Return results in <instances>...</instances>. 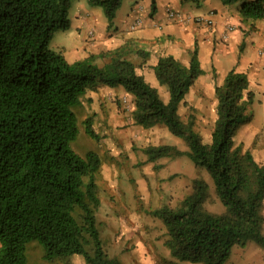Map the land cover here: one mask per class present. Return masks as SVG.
<instances>
[{
  "label": "trees",
  "instance_id": "1",
  "mask_svg": "<svg viewBox=\"0 0 264 264\" xmlns=\"http://www.w3.org/2000/svg\"><path fill=\"white\" fill-rule=\"evenodd\" d=\"M123 0H89L111 21ZM238 4L243 18H263L264 0H222ZM72 0H0V264H27V245L36 240L48 260L81 255L87 264H127L110 255L101 235L96 172L101 158L85 155L72 142L80 128L75 107L90 87L123 85L133 97L131 117L150 127L166 124L189 149L163 143L144 148L147 160L187 153L213 177L222 212L205 206L210 185L203 177L176 205L149 213L166 227L165 246L178 261L225 264L236 245L264 247V159L236 143L237 126L255 99L246 71L232 68L215 86L217 116L211 140L196 130V114L184 120L179 105L204 72L197 50L189 64L162 54L153 66L169 100L129 58L128 43L70 61L50 48L58 29L71 24ZM155 0H153V9ZM138 50L144 56L149 51ZM98 58L108 60L100 64ZM87 131L97 136L90 118Z\"/></svg>",
  "mask_w": 264,
  "mask_h": 264
},
{
  "label": "rangeland",
  "instance_id": "2",
  "mask_svg": "<svg viewBox=\"0 0 264 264\" xmlns=\"http://www.w3.org/2000/svg\"><path fill=\"white\" fill-rule=\"evenodd\" d=\"M195 1L190 0L191 3L197 4ZM215 2L223 3L222 0ZM92 6L94 5L90 4L89 0H72L70 18L73 22L68 28L55 31L49 44L50 48L64 53L72 61L74 58L69 54L70 45L80 36H85V33L82 34L74 24L78 20L77 14L80 10ZM261 24L264 35V21ZM64 46L67 48L64 49ZM259 50L261 67L250 65L248 69L250 87L255 93V99L249 105L244 120L237 126L234 139L237 144L241 143L244 148L251 149L256 159L262 162L264 159V53H260ZM97 86L88 88L82 95L81 103L75 107L80 132L72 142V146L81 155H85L89 150H95L102 160L100 170L96 172L101 196L97 216L107 251L110 255L119 256L127 264H141V262L143 264H204L178 261L159 255L157 252L162 251V237L166 235V227L162 219L151 215L148 211L162 204L176 205L191 191L192 181L196 177H203L210 185L211 197L205 202V206L214 212L224 211L225 205L215 194L213 177L205 168L196 167L189 156H184L182 159H178L177 156H163L148 161L145 147L163 143L178 144L180 142L177 138H180V141L184 139L170 132L164 123L150 127L136 124L131 117L134 105L132 95L116 94L112 100L107 101L102 96H99L97 101L94 97H87L86 93L89 90L97 92L98 95L103 94L104 98L108 97L107 92L102 88L96 90ZM164 86L168 88L167 85ZM206 99L205 113L199 124L195 121V128L202 134L203 140L209 142L214 126V113L217 116V100L215 94ZM94 103L98 105L94 106ZM184 108L185 110L188 108V112L186 110L183 114L182 111V118L188 120L185 115L191 110L189 106ZM88 118L91 119L97 136H92L87 131L85 120ZM262 211L264 214V203ZM141 226L144 227L143 229H150L151 240L143 238L147 233L142 229V235L136 234L139 237L137 240L124 238L125 230L129 232ZM146 247H151L154 249L153 253L156 252L154 262L147 254L143 255V249ZM44 252L41 243L36 240L29 242L27 264H87L81 255L48 260L44 257Z\"/></svg>",
  "mask_w": 264,
  "mask_h": 264
},
{
  "label": "crops",
  "instance_id": "3",
  "mask_svg": "<svg viewBox=\"0 0 264 264\" xmlns=\"http://www.w3.org/2000/svg\"><path fill=\"white\" fill-rule=\"evenodd\" d=\"M196 1L197 4L191 3L190 0H155V8L153 9V0H123L116 16L111 21L100 6L94 5L85 10H80L77 14L78 20L74 24L82 34L85 33V36H80L70 45L69 54L74 58L73 60H76L87 57L91 53L99 54L128 43L129 58L138 64V70L159 89L162 98L168 101L169 90L159 82L153 66L162 54H172L183 63L189 64L192 52L197 50L204 72L191 85L179 105V111L182 115V111L184 114V111L186 113L188 109L185 110L184 107L189 106L191 111L185 116L189 117L191 112L195 113L196 123L199 124L205 113L206 97L214 96L215 86L224 81L229 70L236 68L248 73L250 65L256 66V68L261 67V56L258 50L264 44V35L261 30L264 17L243 18L238 4L219 3L215 0ZM140 4L143 5L141 12L145 17L144 24L135 30H131L129 24L136 14L135 8ZM168 6L194 16L212 17L214 23H196L190 20L188 22L170 21L166 14ZM228 24H232L234 29L229 30L228 37L224 38V30ZM65 48L67 47L64 46ZM140 49L149 51V55L144 56L139 53L138 50ZM67 59L69 58L67 57ZM107 60V58H98L100 64ZM111 87L106 84H100L96 87V90L102 88L103 91L107 92L108 97L106 98L103 94L98 95L93 90H89L86 96L94 97V100L102 96L107 101L108 99L112 100L116 94L131 95L123 85ZM97 105L94 103V106ZM215 119L216 113L213 116L214 123ZM177 140L180 143L175 145L180 150L187 152L189 147L186 141H180V138ZM184 156H188L187 153L180 154L177 158L182 159ZM156 219L158 220V218ZM143 228L142 226L137 227L129 232L125 230L124 238L137 240L139 237L136 234L142 235L143 230L147 233L143 238L151 240L150 229ZM162 238V251L157 253L174 259L164 244L166 235ZM143 251V255L147 254L151 257V261H155L156 252L153 253V248L146 247ZM141 264L143 263L141 262ZM225 264H264V247L255 241H248L244 246L236 245Z\"/></svg>",
  "mask_w": 264,
  "mask_h": 264
},
{
  "label": "built area",
  "instance_id": "4",
  "mask_svg": "<svg viewBox=\"0 0 264 264\" xmlns=\"http://www.w3.org/2000/svg\"><path fill=\"white\" fill-rule=\"evenodd\" d=\"M143 10V5H138L137 8H135L136 14L134 15L132 21L129 24V28L131 30H135L139 27H141L144 24V15L141 12ZM167 19L170 21H179V22H187L189 20H194L197 23H206V24H213V18L212 17H203V16H194L189 13H185L181 10L175 9L172 6H168L166 9ZM234 29V26L232 24H228L224 30L223 37H228V31ZM260 53H264V47L260 48Z\"/></svg>",
  "mask_w": 264,
  "mask_h": 264
},
{
  "label": "clouds",
  "instance_id": "5",
  "mask_svg": "<svg viewBox=\"0 0 264 264\" xmlns=\"http://www.w3.org/2000/svg\"><path fill=\"white\" fill-rule=\"evenodd\" d=\"M264 47V46H263Z\"/></svg>",
  "mask_w": 264,
  "mask_h": 264
}]
</instances>
